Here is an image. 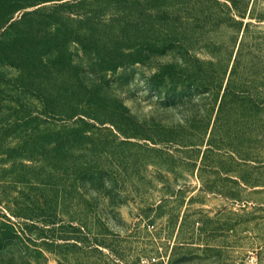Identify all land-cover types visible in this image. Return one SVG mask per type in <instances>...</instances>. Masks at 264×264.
Masks as SVG:
<instances>
[{
	"label": "rangeland",
	"instance_id": "rangeland-1",
	"mask_svg": "<svg viewBox=\"0 0 264 264\" xmlns=\"http://www.w3.org/2000/svg\"><path fill=\"white\" fill-rule=\"evenodd\" d=\"M216 1L180 0V23L148 33L151 44L176 40L177 50L168 40L170 48L149 62L106 74L109 99L128 119L146 124L150 137H107L88 155L103 171L97 188L61 182L43 191L60 219L100 239L96 251L75 249L65 264H264V0H240L243 17L228 13L230 0ZM203 3L221 24L185 20ZM241 40L238 77L254 99L251 120L240 108L218 133L219 98ZM181 57L190 61L186 70ZM25 163L37 173L51 171ZM45 255L47 264L63 261Z\"/></svg>",
	"mask_w": 264,
	"mask_h": 264
},
{
	"label": "trees",
	"instance_id": "trees-1",
	"mask_svg": "<svg viewBox=\"0 0 264 264\" xmlns=\"http://www.w3.org/2000/svg\"><path fill=\"white\" fill-rule=\"evenodd\" d=\"M201 7L185 20L223 22L207 4ZM227 10L244 16L240 0H230ZM178 13L180 0H0V264H47L45 253L65 264L75 249L97 250L98 235L60 219L43 191L61 182L74 190L99 186L102 168L88 155L104 148L107 137H150L146 124L128 119L109 99L103 83L107 73L149 62L168 40L177 50L176 40L151 44L148 33L179 24ZM243 47L241 40L219 98L213 125L218 133L240 108L251 120L254 99L238 77ZM189 62L181 57L180 70ZM8 138L17 145L8 146ZM25 161L51 171L41 167L44 174L37 173Z\"/></svg>",
	"mask_w": 264,
	"mask_h": 264
}]
</instances>
